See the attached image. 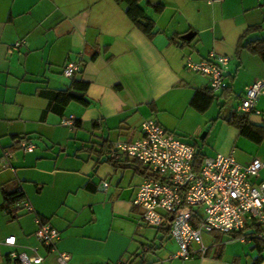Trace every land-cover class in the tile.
<instances>
[{"label": "crops", "instance_id": "obj_1", "mask_svg": "<svg viewBox=\"0 0 264 264\" xmlns=\"http://www.w3.org/2000/svg\"><path fill=\"white\" fill-rule=\"evenodd\" d=\"M139 5L154 22L152 36L115 0H0V264H17L9 256L14 249H35L42 264H54L61 251L70 254L71 264H264V248L254 239L219 232L203 235L205 256L169 259L177 245L166 227L144 224L132 204L143 174L125 167L131 158L121 152L123 166L111 161L112 145L138 138L141 123L153 118L205 156L232 153L243 165L253 157L264 163V139L255 141L227 122L245 88L264 81V57L237 48L249 28L243 44L264 43V0ZM188 32L193 35L186 41ZM210 52L231 57L227 86L216 93L207 76L184 64L187 55L198 61ZM79 58L83 65L74 78L89 83L88 103L71 100L59 114L46 93L69 87L62 68ZM255 109L261 121L249 120L253 131L264 124V95ZM70 115L77 126L61 122ZM22 140L33 150L21 149ZM259 178L264 180V166ZM103 181L109 183L105 191ZM3 188L20 189L32 209L16 217L6 213ZM36 218L58 231L54 249L36 238ZM260 234L264 246V230ZM8 236L15 237L14 246L4 244Z\"/></svg>", "mask_w": 264, "mask_h": 264}, {"label": "built area", "instance_id": "obj_2", "mask_svg": "<svg viewBox=\"0 0 264 264\" xmlns=\"http://www.w3.org/2000/svg\"><path fill=\"white\" fill-rule=\"evenodd\" d=\"M206 1L214 3L223 0ZM22 43L19 40L11 47L17 48ZM230 59L228 55L210 52L198 61L187 55L184 64L186 68L207 76L209 89L216 93L227 86ZM80 68L77 61L69 60L63 66L62 74L70 79ZM261 95H264V81L256 80L245 88L235 110L240 114H259L255 105ZM61 122L74 126V117L67 116ZM19 147L24 151H32L34 144L22 140ZM118 152L140 161L145 167V174L136 188L132 204L140 209L144 224L167 228L170 238L177 245L176 252L169 259L188 260L205 256L208 246L204 243V234H231L244 231L254 223H264V180L259 178L264 163L257 157L243 165L235 160L232 153H216L204 156L197 163L196 146L164 128L153 118L141 123L138 138L115 142L111 156L117 157ZM108 185L107 181H103L100 189L105 191ZM18 205L28 211L32 209L26 199ZM35 220L38 224L36 238L43 245L54 249L58 231L39 218ZM252 236V233L245 232L237 235L236 239L244 242ZM3 242L14 246L15 237L8 236ZM9 256L15 258L17 264H42L44 260L35 249L30 254L14 249L9 252ZM69 260L70 254L61 251L56 254L54 264H71ZM114 264L125 262L119 260Z\"/></svg>", "mask_w": 264, "mask_h": 264}, {"label": "trees", "instance_id": "obj_3", "mask_svg": "<svg viewBox=\"0 0 264 264\" xmlns=\"http://www.w3.org/2000/svg\"><path fill=\"white\" fill-rule=\"evenodd\" d=\"M117 3L119 4H123L125 6V12L126 14L129 16V18L131 19V21L141 30L143 31V33H145L147 36H152L156 33L155 29H154V22L153 20L148 17L145 13L144 10L141 8V6L139 5V2L141 0H115ZM153 8L156 11H160L162 6L159 4H153ZM250 31V28L247 29L239 38L238 44H237V48H242V47H249L252 51L254 52H258L260 53V55L262 57H264V43L260 42H254V43H246L243 44L244 38L246 36V34ZM174 37L171 36L170 40L173 41ZM185 43V41H182V44ZM262 43V45H261ZM77 61L81 67H82V59L79 58ZM81 72V68L75 72V74L70 78L71 79V83L69 85L68 88L66 89H62V90H49L46 95L47 97H49L50 100V104L52 106V109L61 114L62 111L64 110V108L66 107V105L71 101V100H77L81 103H83L84 105H86L88 103L85 95H86V90L88 87V82L83 81L81 79H75V75ZM74 90L77 92H81V96L80 97H75L72 94H70V91ZM210 90V89H209ZM210 92L212 93V91L210 90ZM227 122L235 127H237L241 132H246V135L249 136L251 139H254L255 141H260L261 139H264V124L257 126L258 128L256 129V131L251 130L250 126L254 125L249 121V115L246 114H240L238 113L236 110H234L232 112V114L227 118ZM78 124V120L74 119V125L77 126ZM95 125V124H93ZM248 130V131H247ZM204 154L201 153V151L197 150L196 153V162L199 163L202 161V159L204 158ZM117 157H113L111 158L113 161V164L115 166H123L122 163H120V161L117 159H115ZM126 158H130V157H126ZM125 161H127V159H125ZM131 167L133 168L136 172H139L141 174H145V167L142 165V163L134 158H131V162H127V164H125V167ZM24 199V196L21 192L20 189L18 190H12L9 191L5 188H3V202L1 204V207L3 208V210L10 214L12 217H16V212L24 209L23 207L19 206L18 203ZM248 227H254V230L249 232L252 233V237L251 239L255 240V246L258 249H262L264 248V246H262L261 243V236H258V234H260L262 232V230H264V223H254L252 225H249L246 227V229ZM167 229V228H166ZM166 231V230H165ZM168 231V230H167ZM245 231V230H244ZM244 231H238L235 233H231V234H226L229 236V238L231 239H235L237 235L243 234L245 233ZM219 246H221V244L218 243ZM258 263V259L256 260V262L254 264Z\"/></svg>", "mask_w": 264, "mask_h": 264}, {"label": "water", "instance_id": "obj_4", "mask_svg": "<svg viewBox=\"0 0 264 264\" xmlns=\"http://www.w3.org/2000/svg\"><path fill=\"white\" fill-rule=\"evenodd\" d=\"M192 35H193L192 32H188L187 34H185L183 36V39L186 40V41H188V40H190L192 38ZM70 94H72L75 97H80L82 95L81 92H77V91H74V90H71L70 91ZM249 120L251 122H260L261 121V116L256 115V114H251L249 116Z\"/></svg>", "mask_w": 264, "mask_h": 264}, {"label": "rangeland", "instance_id": "obj_5", "mask_svg": "<svg viewBox=\"0 0 264 264\" xmlns=\"http://www.w3.org/2000/svg\"><path fill=\"white\" fill-rule=\"evenodd\" d=\"M207 149V147L205 148V150ZM148 231L149 232H151V229H148ZM225 239V238H224ZM165 247H169V248H171V249H174V247H175V245H174V243L173 242H171V241H168V240H165ZM234 243H237L238 244V241H236V242H234ZM147 256H148V260H151L152 258H153V255L151 254V253H149V254H147ZM176 262V261H175Z\"/></svg>", "mask_w": 264, "mask_h": 264}]
</instances>
